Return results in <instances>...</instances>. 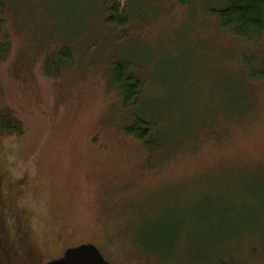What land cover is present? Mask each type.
<instances>
[{
  "label": "rangeland",
  "instance_id": "374dc122",
  "mask_svg": "<svg viewBox=\"0 0 264 264\" xmlns=\"http://www.w3.org/2000/svg\"><path fill=\"white\" fill-rule=\"evenodd\" d=\"M215 1L129 0L116 27L106 0H3L0 114L21 131L0 128V196L40 258L89 243L110 264H264V30L239 38ZM134 116L156 151L125 133Z\"/></svg>",
  "mask_w": 264,
  "mask_h": 264
},
{
  "label": "trees",
  "instance_id": "16d2710c",
  "mask_svg": "<svg viewBox=\"0 0 264 264\" xmlns=\"http://www.w3.org/2000/svg\"><path fill=\"white\" fill-rule=\"evenodd\" d=\"M128 1L129 0H106V23L116 27L126 25L133 17L130 11L129 14H127L129 18L125 15ZM2 2L3 0H0V13L2 11ZM214 5L216 7L214 9L211 8L210 12L218 18V22H220V25L224 29H231L236 36L246 40H251L253 37L262 34L264 30V0H220V2L216 0ZM1 24L0 21V25ZM6 52L7 46L0 43V57L6 55ZM71 58L72 53L67 47L62 49L61 52L55 56L48 57L45 61L47 73L49 72V68L54 67L56 63V74L58 75L59 73H57V70L61 69L59 66L62 65L61 67H65V65L71 63ZM59 62H61V65H59ZM64 62L65 65H63ZM111 71L109 75L111 85L121 94L124 107L133 110L138 104V97L142 85L138 80L133 78L132 74H129V66L123 60L114 62ZM259 76L264 78V73L259 74ZM16 123L15 120L7 115L0 114V128L2 127L9 131L20 133V126ZM154 129L151 123L145 119L143 120L138 116H134L131 125L126 126L124 131L127 135L135 137L144 147L149 148V151L154 152L157 148V146L155 147ZM10 202H12L11 198L0 196V206L5 210L2 216L4 221L0 226L1 235L3 234L4 237L2 238L3 244L0 242V254L3 256L4 253H2V250L6 248L14 252H12V255L7 260H3L0 257V264H31L30 260L28 261L29 263L24 262L26 258L28 259L29 255H25V258L22 257L24 259L23 261L18 260V257L14 256L16 255L15 240L17 239V234L22 237L24 231L27 230V224L20 218L14 217V210ZM9 215H11V217ZM18 231L20 232L18 233ZM173 237L175 238V236H172V238ZM168 243L170 247L168 248L169 250L166 249L168 250L166 252H170V249L173 250V248H175V246L172 245L174 242L169 241ZM161 259L166 258L161 257Z\"/></svg>",
  "mask_w": 264,
  "mask_h": 264
},
{
  "label": "water",
  "instance_id": "95a60500",
  "mask_svg": "<svg viewBox=\"0 0 264 264\" xmlns=\"http://www.w3.org/2000/svg\"><path fill=\"white\" fill-rule=\"evenodd\" d=\"M45 264H110L103 258L98 248L89 243H83L73 248H68L57 259H52Z\"/></svg>",
  "mask_w": 264,
  "mask_h": 264
},
{
  "label": "flooded vegetation",
  "instance_id": "af4514ba",
  "mask_svg": "<svg viewBox=\"0 0 264 264\" xmlns=\"http://www.w3.org/2000/svg\"><path fill=\"white\" fill-rule=\"evenodd\" d=\"M12 199V198H11ZM22 219V221L23 222H25V219L24 218H21ZM27 229V228H26ZM20 231H18V233H19ZM30 239V236H29V230L27 229L26 231H24V234H23V236L22 237H20V236H18V234H17V239L15 240L16 242H15V250H16V248L18 249V252L19 251H21L22 252V250H24L25 252H26V256L27 255H29L30 257L26 260H24L23 258H25L22 254H20L19 256H18V260H24V262H26V263H29L28 261L30 260V261H32V258L34 257L35 259H36V263L38 262V264H45V263H47L48 261H51L52 259H57V258H60V257H62V255L64 254V252L66 251V249H68V248H73L74 246H72V247H68V248H66L65 249V251H62V253H60L59 255H57V256H54V257H51L50 259H43V258H40L37 254H36V252L34 251L35 250V246L33 245V242H32V240H29ZM81 245V244H80ZM76 246H78V245H76ZM12 252H14L13 250H12ZM12 252H11V249H9V250H7V248L6 249H4V250H2V253H4L3 254V256H2V254H1V258L3 259V260H7V259H9L10 258V256L12 255ZM30 252V253H29ZM20 253V252H19ZM14 256H17V255H14ZM20 257V258H19ZM23 257V258H22ZM33 258V259H34ZM44 260V261H43ZM5 262V261H4ZM32 263V262H31Z\"/></svg>",
  "mask_w": 264,
  "mask_h": 264
}]
</instances>
